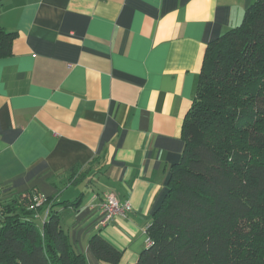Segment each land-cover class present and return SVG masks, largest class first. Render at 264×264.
I'll use <instances>...</instances> for the list:
<instances>
[{
	"label": "crops",
	"instance_id": "crops-1",
	"mask_svg": "<svg viewBox=\"0 0 264 264\" xmlns=\"http://www.w3.org/2000/svg\"><path fill=\"white\" fill-rule=\"evenodd\" d=\"M255 0H0V195L53 196L86 264H136L185 148L208 44ZM129 201L106 225L100 197ZM39 218V225L43 224Z\"/></svg>",
	"mask_w": 264,
	"mask_h": 264
},
{
	"label": "trees",
	"instance_id": "trees-1",
	"mask_svg": "<svg viewBox=\"0 0 264 264\" xmlns=\"http://www.w3.org/2000/svg\"><path fill=\"white\" fill-rule=\"evenodd\" d=\"M15 37L0 24V57ZM184 138L136 264H264V0L208 44ZM36 194L0 195V264H86L61 224L58 207L69 203L36 205ZM89 243L121 261L103 235Z\"/></svg>",
	"mask_w": 264,
	"mask_h": 264
},
{
	"label": "built area",
	"instance_id": "built-area-1",
	"mask_svg": "<svg viewBox=\"0 0 264 264\" xmlns=\"http://www.w3.org/2000/svg\"><path fill=\"white\" fill-rule=\"evenodd\" d=\"M35 199L38 204L43 203L47 198L45 195L36 194ZM100 206L104 213V217L101 220L102 225L109 223L116 215L126 214L130 208L129 201L121 202L118 196L114 192H104L100 197ZM47 216V215H46ZM45 216V218H46ZM148 245L151 244V239H148Z\"/></svg>",
	"mask_w": 264,
	"mask_h": 264
},
{
	"label": "rangeland",
	"instance_id": "rangeland-1",
	"mask_svg": "<svg viewBox=\"0 0 264 264\" xmlns=\"http://www.w3.org/2000/svg\"><path fill=\"white\" fill-rule=\"evenodd\" d=\"M36 199L35 197H33V200ZM37 200V199H36ZM36 205H39L38 203Z\"/></svg>",
	"mask_w": 264,
	"mask_h": 264
}]
</instances>
